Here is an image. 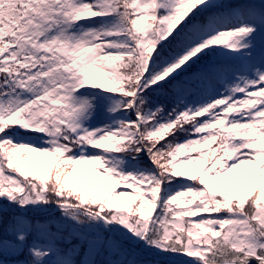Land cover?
I'll return each mask as SVG.
<instances>
[{
	"label": "trees",
	"instance_id": "trees-1",
	"mask_svg": "<svg viewBox=\"0 0 264 264\" xmlns=\"http://www.w3.org/2000/svg\"><path fill=\"white\" fill-rule=\"evenodd\" d=\"M57 2L0 0V49L10 61L0 59V100L36 103L15 76L17 71H32L39 58L33 41L38 33L53 30L58 16L50 12ZM140 2L151 46L146 53L135 30L138 11L133 0H87L83 9L97 20L106 39L99 46V60L93 59L87 77L74 68L68 73L57 58L54 66L70 96L86 91L93 100L102 99V117L120 134L118 143L97 141L85 155L144 170V189L136 190V198L124 208L109 205L101 191L87 193L65 184V173L82 166L79 157L62 164L60 160L73 158L86 140L68 127L59 104L42 106L43 123L30 121L31 129L0 121V244L10 245L0 249V264H264V154L258 170L246 165L228 168L231 180L241 174L250 184L253 193L247 198L217 189L212 179L171 173L169 165L175 145L195 133L197 117L182 113L212 83L211 68L229 70L232 63L202 53L176 74L147 81L211 34L221 10L185 0L170 14L168 36L163 38L162 19L168 10L160 0ZM233 5L264 16V2L238 0ZM62 20L56 25L63 26ZM150 109L151 120L142 123L139 116ZM154 121L169 124L170 130L149 138ZM40 130L56 140L58 158L49 159L43 147L37 149L44 136ZM226 145L221 132L207 148L211 171L228 165ZM29 161L47 163L50 180L26 166ZM185 186L193 193L188 201L166 199L169 192Z\"/></svg>",
	"mask_w": 264,
	"mask_h": 264
},
{
	"label": "rangeland",
	"instance_id": "rangeland-1",
	"mask_svg": "<svg viewBox=\"0 0 264 264\" xmlns=\"http://www.w3.org/2000/svg\"><path fill=\"white\" fill-rule=\"evenodd\" d=\"M86 1L58 0L56 8L50 13L58 16V19L62 18L63 26L56 25L58 19H54L53 30L38 33L34 47L39 58L35 60L28 75L17 71L15 76V81L34 96L33 101L36 103L3 98L0 100V121L26 127H29L30 120L42 124V106L59 104L69 128L84 138L87 136L86 144L80 145L75 151V157L80 158L81 170L65 173V184L87 193L101 191V196L109 205L127 208L136 198V190L144 189L147 174L135 166L123 168L120 164L98 161L85 155L87 147L97 141L118 143L120 134L102 117V99L93 100L86 91H77L70 96L67 88L60 84L62 79L55 76V58L58 59L59 66L68 73L74 68L84 77L90 74L92 61L99 60V46L106 39L102 38L97 20L92 19V15L83 9ZM198 1L202 8H221L212 26V34L202 39L200 44L186 50L176 63L162 67L148 76L147 81L159 82L176 74L202 53H211L215 58H225L234 63L229 71L216 70L212 83L204 87L201 96L182 114L187 118H200L193 124L194 135L173 148L169 165L171 173L186 174L190 179L200 178L202 181L212 179L217 189L247 198L253 193L250 184L241 174L231 180L228 168L246 165L258 170L264 154V16L244 5L231 7L236 0ZM183 2L185 0H162V5L172 14ZM164 21L166 25L162 26L163 38L168 36L170 26L167 16ZM142 26L139 14L135 20V30L145 53L150 47L146 43ZM2 55L0 51V57ZM49 55L51 59L46 57ZM7 58H3L5 64L10 63ZM52 71L55 72L51 73ZM40 88L43 89L42 96L36 97ZM103 101L108 103L107 100ZM153 112L152 109L147 110L140 115L139 120L149 122ZM170 127L165 122L154 121L147 136L160 138ZM220 132L227 138L228 165L213 172L205 156L207 148L216 141ZM43 134L41 142L36 145L37 149L43 147L49 159L58 158L56 140L50 141L47 132ZM75 157L57 161L60 160L62 164ZM26 166L43 179L50 180L51 167L47 163L41 166L29 161ZM192 195L191 187L185 186L169 192L166 199L173 203L186 202ZM4 245L9 246L7 243Z\"/></svg>",
	"mask_w": 264,
	"mask_h": 264
}]
</instances>
